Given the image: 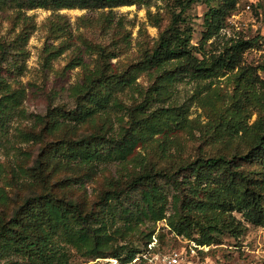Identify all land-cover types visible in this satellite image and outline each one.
Returning <instances> with one entry per match:
<instances>
[{"label":"rangeland","instance_id":"rangeland-1","mask_svg":"<svg viewBox=\"0 0 264 264\" xmlns=\"http://www.w3.org/2000/svg\"><path fill=\"white\" fill-rule=\"evenodd\" d=\"M189 1L192 4L187 7ZM251 1L256 2L247 9ZM209 8L206 0H151L150 6L103 9H27L13 2L0 7V45L8 46L0 76L11 89L24 90L19 106L3 126L0 123V187L8 195L0 213L5 219L12 218L34 191L52 190L88 211L115 187L116 180L126 184L141 167L143 172L172 173L200 156L222 153L232 157L251 148L264 120V0H238L221 30L205 40ZM178 13L200 59L201 51L208 57L216 56L238 39L256 40L233 70L222 69L208 78L178 76L174 80L167 71L163 75L139 72L136 83L143 89V98L138 93L133 96L128 89L117 90L126 108H108L96 115L94 122L67 123L54 133L43 131L38 140H26L29 133L42 130L44 124L36 123V118L45 116L50 107L76 106L69 89L81 83L89 71L106 65L107 73L119 74L138 63ZM168 68L172 71L173 65ZM156 85V99L145 115L173 106L179 120H171L174 125L147 138L143 146L116 161L96 164L92 173L90 167L55 153L58 140L98 132L103 125L118 129ZM2 91L0 88V95ZM38 158L51 161L44 164L45 182L34 178ZM250 166L245 167L255 168ZM165 192L166 217L157 222L143 217L144 223L134 231L118 236L120 258L84 257L56 235L51 243L56 254L53 264H148L143 259L122 263V258L132 250L141 253L150 232L151 241L161 252L195 250L207 264H264V218L257 222V218L249 217L251 208L245 206L247 198H253L251 187L228 189L203 183L198 195L205 204L204 211L181 214L172 207L175 190L166 187ZM258 194L262 195L264 211V189L255 196ZM181 228L183 233H179ZM14 258L22 264L28 261L23 255Z\"/></svg>","mask_w":264,"mask_h":264},{"label":"trees","instance_id":"trees-1","mask_svg":"<svg viewBox=\"0 0 264 264\" xmlns=\"http://www.w3.org/2000/svg\"><path fill=\"white\" fill-rule=\"evenodd\" d=\"M216 1L215 6L211 3ZM238 0H206L210 5L205 14L207 34L205 40L217 34L223 27L225 17L234 9ZM13 2L20 8L35 9H103L121 6H150L151 0H0V7ZM192 1L187 3V7ZM186 7V5H184ZM183 18L176 14L172 23L160 34L152 50L131 68L119 74L108 72L107 66L89 71L81 83L70 87V95L76 102L72 109L50 107L45 116H38L36 123L44 124L39 133H29L26 140H38L43 131L54 133L67 123L83 124L94 122L96 115L106 113L108 108H126L118 99L117 90L128 89L133 96L143 98V89L136 83L137 74L142 71L168 73L171 80L178 76L208 78L222 69L233 70L242 60V54L250 49L254 39H238L218 55L208 57L201 51L202 58L194 53L191 33L182 28ZM8 46L0 45V68L8 54ZM173 65L172 71L168 68ZM160 86V85H159ZM0 123L13 114L23 98L22 89H11L0 76ZM158 85L151 87L144 99L138 102L129 120L122 122L118 129L101 126L98 132L83 134L74 139L56 141L55 153L68 161L90 167L95 171L96 164L109 163L121 159L146 142L147 138L160 133L163 128L174 125L171 120H179L176 107L157 109L145 115L151 101L156 99ZM177 121L175 123H177ZM2 132L0 131V139ZM1 146V145H0ZM51 161L38 158L34 166V178L44 181V164ZM59 165V162L57 163ZM251 165L253 169L245 167ZM87 174H90V173ZM203 183H216L224 188L253 189L245 206L251 208L249 217L264 218L262 195L256 191L264 189V120L259 124L258 134L245 153L229 157L218 153L200 156L193 162L183 164L174 172L146 170L143 167L125 184L115 181V187L108 189L90 210L84 209L72 198L58 197L52 190L44 193L34 191L18 208L12 218L5 219L0 213V262L3 264H22L15 256L23 255L24 264H53L56 254L51 245L57 235L66 245L71 246L84 257L120 258L116 246L118 236L125 237L143 224V217L157 222L166 217V187L175 190L172 207L176 214L194 210L204 211L205 204L200 200L198 187ZM31 185H33L31 183ZM246 194H250L248 190ZM8 195L0 187V206L6 205ZM237 203L240 205L241 201ZM253 218V219H254ZM179 233L185 231L178 229ZM152 232L146 245L151 241ZM123 247V246H122ZM124 248V247H123ZM139 251H129L122 263L133 261ZM61 257L59 256V259Z\"/></svg>","mask_w":264,"mask_h":264},{"label":"built area","instance_id":"built-area-1","mask_svg":"<svg viewBox=\"0 0 264 264\" xmlns=\"http://www.w3.org/2000/svg\"><path fill=\"white\" fill-rule=\"evenodd\" d=\"M255 2L251 1L247 5V9H250ZM141 259L148 264H207L198 257L195 250L190 252L186 249L161 252L157 249L156 243L152 241L144 247L141 253H138L134 260Z\"/></svg>","mask_w":264,"mask_h":264}]
</instances>
